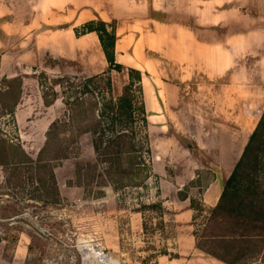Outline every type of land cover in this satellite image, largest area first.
<instances>
[{
    "label": "crops",
    "instance_id": "crops-1",
    "mask_svg": "<svg viewBox=\"0 0 264 264\" xmlns=\"http://www.w3.org/2000/svg\"><path fill=\"white\" fill-rule=\"evenodd\" d=\"M98 19L116 24L123 69L111 72L114 95L129 68L141 71L148 133H175L184 156L172 162L188 167L175 169L176 190L207 171L199 198L195 185L177 196L196 220L218 203L264 111V0H0V84L21 78L14 118L25 150L33 142H24V127L44 136L56 118L40 71L87 78L108 70L98 34L75 33Z\"/></svg>",
    "mask_w": 264,
    "mask_h": 264
},
{
    "label": "rangeland",
    "instance_id": "rangeland-1",
    "mask_svg": "<svg viewBox=\"0 0 264 264\" xmlns=\"http://www.w3.org/2000/svg\"><path fill=\"white\" fill-rule=\"evenodd\" d=\"M42 73L36 75L38 82H42H39L42 97L46 92L51 100L56 92L54 104L49 105L56 113L54 120H69L71 111L65 101L68 98L70 101L86 99L93 87L81 84L83 77L72 76L75 79L66 84L70 89L68 96L61 85L53 82L61 76L48 75L44 79ZM16 79H2L0 88L4 90L15 85L13 80ZM15 97L13 91L6 97L5 105L0 103V149L4 144L6 147L0 155V264H95L91 258L84 260L93 247L102 249L119 264H219L195 246L196 235L204 227L207 211L204 214L196 212L197 219L190 220L184 215L177 198L188 193L194 185L196 194L201 191L202 188L198 187L207 183V171L200 173L202 178H196V182L183 186L181 191L176 190L175 169L188 167L175 166L177 164L172 162L176 161L174 158L184 156L178 143L172 139L173 131L170 137L168 133H156L151 127L150 134L148 129L141 134L144 137L147 133L152 145L151 158L146 159L151 175L143 185L108 187L105 190L98 187L105 184L100 180L89 182L87 177H78L82 166L80 161L97 158L93 136L83 134L72 146L69 159L50 162L60 195L55 202L46 203L35 189L38 176L28 172L27 165L17 166L14 152L9 148L10 144L16 143L22 146L15 118L9 113ZM98 98L101 101L99 95ZM29 105L34 108L33 115L38 112L34 101ZM104 126H107L106 122ZM22 135L24 142H33L26 150L22 146L24 152L39 160L46 134L35 136L27 125ZM55 151L56 147L50 153L46 152L43 158L48 161ZM18 157L24 158L22 155ZM99 166L102 171L106 169L103 162ZM196 197L199 198L198 194ZM153 204L162 205V209L148 206ZM144 205L147 207L142 210Z\"/></svg>",
    "mask_w": 264,
    "mask_h": 264
},
{
    "label": "trees",
    "instance_id": "trees-1",
    "mask_svg": "<svg viewBox=\"0 0 264 264\" xmlns=\"http://www.w3.org/2000/svg\"><path fill=\"white\" fill-rule=\"evenodd\" d=\"M88 32L98 34L109 65L108 70L80 80L85 87L91 85L93 91H89V97L86 99L76 98L70 101L68 98L65 101L71 111L70 118L56 119L49 125L46 143L39 154V160L28 157L20 144L9 146L15 155L14 163L17 166L27 165L28 172L38 176L40 185L38 183L35 189L46 203L55 202L60 195L50 162L69 159L72 146L86 133H90L94 138L93 146L97 158L94 161H80L82 166L78 170L79 179L84 176L89 182L100 180L105 184L101 183L98 185L99 188L118 189L127 185L141 186L151 175V169L146 161L152 154L149 136L146 133V136L141 137L148 127L142 72L129 68L128 83L123 87L121 94L115 96L111 72L123 69L116 61L115 47L118 38L116 24L98 19L88 21L75 29L77 36ZM41 77L47 79L48 75L43 72ZM72 79L75 77L63 76L53 82L61 85L64 93L69 96L70 89L66 84ZM13 81L16 82H13L15 85H9L4 90L0 88V103L5 105L6 97L15 91L16 97L9 110L14 116L21 93V78ZM39 82L42 84L40 80ZM43 100L48 106L54 104L56 92H53L51 100H48V94L44 92ZM105 122L107 126H104ZM55 147L56 154L48 161L45 160L43 158L45 153H50ZM5 150L4 144L0 149V155ZM19 155L24 158H19ZM100 162L106 164L104 171L99 166ZM263 172L264 111L241 158L225 183L218 203L207 211L204 227L196 235L195 246L198 250L224 264H264ZM31 179L34 181L33 177ZM79 184L81 186L82 182L79 181ZM88 185L90 184H86ZM187 196L188 194L184 193L180 198L186 199ZM191 205L194 209L198 208L194 200L191 201ZM148 206L162 209V205L159 204ZM146 207L144 205L141 209ZM141 209L138 211L141 212Z\"/></svg>",
    "mask_w": 264,
    "mask_h": 264
},
{
    "label": "built area",
    "instance_id": "built-area-1",
    "mask_svg": "<svg viewBox=\"0 0 264 264\" xmlns=\"http://www.w3.org/2000/svg\"><path fill=\"white\" fill-rule=\"evenodd\" d=\"M91 258L95 264H119L118 261L113 260L105 251L98 247H93L90 250V255L86 256L85 261Z\"/></svg>",
    "mask_w": 264,
    "mask_h": 264
}]
</instances>
